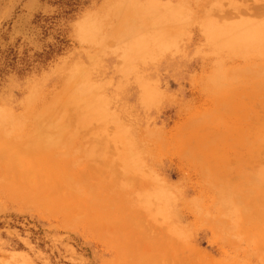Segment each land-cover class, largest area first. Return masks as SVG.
<instances>
[{
	"label": "rangeland",
	"instance_id": "obj_1",
	"mask_svg": "<svg viewBox=\"0 0 264 264\" xmlns=\"http://www.w3.org/2000/svg\"><path fill=\"white\" fill-rule=\"evenodd\" d=\"M229 2L0 0V264H264V16Z\"/></svg>",
	"mask_w": 264,
	"mask_h": 264
},
{
	"label": "bare ground",
	"instance_id": "obj_2",
	"mask_svg": "<svg viewBox=\"0 0 264 264\" xmlns=\"http://www.w3.org/2000/svg\"><path fill=\"white\" fill-rule=\"evenodd\" d=\"M257 2L256 3H258L259 1L258 0H256ZM264 1V0H263ZM214 2V1H213ZM233 0H231V2H229V3H232L233 4ZM215 3V2H214ZM219 3H221V1H217V3L216 4H219ZM243 3V2H242ZM260 4V3H259ZM224 5V4H223ZM231 5V4H230ZM261 6L259 7V9H257V10H252L251 9V7H249V6H244L243 4H238V1L237 2H235L233 5H231L232 6V8H233V12L235 13V14H237V15H239V16H241V14H243V13H245V14H247V15H250V16H257V17H262V16H264V4H260ZM234 6V7H233ZM245 8V9H243V8ZM221 9H222V6H221ZM221 9H220V11H221ZM222 13L221 14H226L223 10L221 11ZM232 14V13H231ZM209 15V14H208ZM228 15V14H227ZM244 17V16H243ZM214 18V15L212 16V19ZM216 19V18H215ZM248 29L249 30H247V32H249V34H251V35H258V33H261V32H263V28L262 29H258V28H255L254 29V27H248ZM212 30V29H211ZM258 44V43H257ZM260 44V43H259ZM262 65V64H261ZM263 67H264V65H263ZM255 68V67H254ZM257 68H258V72H260V70H259V68H262L261 66H259V67H256V71H254L255 73L257 72ZM262 72H264V71H262ZM263 84V83H262ZM255 85V84H254ZM253 86V85H252ZM262 87V86H261ZM258 88V87H257ZM258 90H260V89H258ZM261 92H262V90H261ZM69 100V99H68ZM67 100V101H68ZM72 102H76V100H75V98L74 99H70ZM66 100H64V103L66 102V104H68V102H67ZM57 103V107L59 106V102H56ZM54 107V106H53ZM56 115H58V114H56ZM69 115V114H68ZM68 115L67 114H65L63 117H65L66 118V116L68 117ZM92 115V114H91ZM44 117V116H43ZM53 117V116H52ZM210 117V116H209ZM220 117V116H219ZM218 117V118H219ZM61 118H62V116H61ZM60 118V119H61ZM217 119V118H216ZM221 120V119H220ZM225 123V122H224ZM262 123V122H261ZM264 123V122H263ZM262 125V124H261ZM254 127V126H253ZM264 127V126H263ZM262 127V128H263ZM57 128H58V126H57ZM225 128V126L223 127V129ZM258 128H259V125H258ZM261 128V126H260V130L262 129ZM38 129H39V127H38ZM226 130V129H225ZM39 131V133H40V131H41V129H39V130H37L36 129V131H35V134L34 135H36V137H37V135L39 134V133H37ZM258 132V131H257ZM37 133V134H36ZM42 133V132H41ZM184 133V132H183ZM6 135V134H5ZM33 135V136H34ZM40 135V134H39ZM44 135V134H43ZM7 136H8V134H7ZM50 136V135H49ZM47 137V136H46ZM35 136H34V138H33V140L35 141ZM39 139V138H38ZM41 139V138H40ZM33 140H31V144L33 143ZM37 141V140H36ZM50 141V140H49ZM48 141V142H49ZM29 142H30V140H29ZM38 142V141H37ZM39 142H41L40 140H39ZM36 143V142H35ZM34 143V144H35ZM44 143H47L46 141H44ZM43 143V144H44ZM50 143V142H49ZM53 143V142H52ZM51 144V143H50ZM186 145V144H185ZM2 150V149H1ZM190 150V149H189ZM2 151H4V150H2ZM7 150H5V152H6ZM8 152H9V150H8ZM7 153V152H6ZM4 154V153H3ZM1 155V156H3V158H4V161L6 162V161H8V160H5V157H4V155ZM248 154H250V153H248ZM0 156V157H1ZM7 157V156H6ZM185 157H187V156H185ZM205 158V157H204ZM203 158V159H204ZM220 158V157H219ZM8 159V158H7ZM194 160H195V158H193ZM219 160V159H218ZM3 161V162H4ZM12 161V160H11ZM17 161V160H16ZM220 161V160H219ZM9 162V161H8ZM8 162L6 163V165L8 164ZM15 162V161H14ZM2 163V162H1ZM0 163V164H1ZM22 164V163H21ZM26 164V163H25ZM24 164V165H25ZM3 165V164H2ZM20 166L19 164H16L15 166ZM23 165V164H22ZM23 165V166H24ZM8 166H11V165H8ZM8 166H7V168H8ZM206 166V165H205ZM237 166H238V164H237ZM6 168V169H7ZM12 168H13V166H12ZM15 168V170H16V168L17 167H14ZM20 168H21V166H20ZM19 167L17 168V169H20ZM235 170V169H234ZM264 171V170H263ZM262 171V172H263ZM262 172H261V174H262ZM25 173V172H24ZM227 172L225 171V174H226ZM229 173V172H228ZM227 173V174H228ZM26 174V173H25ZM24 175V174H23ZM219 175V174H218ZM221 175H222V173H221ZM231 175H232V173H231ZM218 177V176H217ZM232 177H233V175H232ZM238 177V176H237ZM258 177H260V176H258ZM219 178V177H218ZM227 178V177H226ZM229 178V177H228ZM230 179H232L231 177H230ZM230 179H229V181H230ZM224 180V179H223ZM226 180V179H225ZM228 183V182H227ZM233 187V186H232ZM236 188V186L233 188V189H235ZM240 188V187H239ZM238 188V189H239ZM237 189V190H238ZM242 190V189H241ZM244 190V189H243ZM246 191V190H245ZM256 191V190H255ZM262 191V190H261ZM240 192V191H239ZM253 192V191H252ZM263 192V191H262ZM237 194V193H236ZM239 194V193H238ZM238 196V195H237ZM236 196V197H237ZM153 201V200H152ZM245 211V210H244Z\"/></svg>",
	"mask_w": 264,
	"mask_h": 264
}]
</instances>
